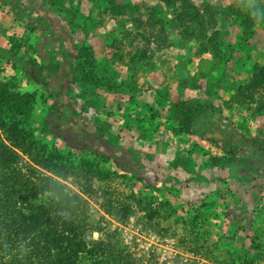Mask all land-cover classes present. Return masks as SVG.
<instances>
[{
  "label": "rangeland",
  "instance_id": "obj_1",
  "mask_svg": "<svg viewBox=\"0 0 264 264\" xmlns=\"http://www.w3.org/2000/svg\"><path fill=\"white\" fill-rule=\"evenodd\" d=\"M63 1L70 2L67 11L56 5L50 10L65 27L59 34L67 33L72 45V58L61 70L48 68L50 77L41 80L29 65L39 60L31 46L41 36H14L21 46L4 51L11 36L0 31V46L2 79L14 75L21 91L34 96L27 127L36 141L83 171L97 163L103 167L90 174L87 194L70 179L68 187L88 200L89 213L104 229L118 230L136 264H264V235L258 237L264 223L258 214L264 217V157L257 153L264 140V81L257 82L253 72L264 67V23L257 20L239 45L243 32L230 7L239 9L243 0H113L121 4L117 10L105 4L109 0L94 5L80 0L78 6V0ZM252 1L245 0L247 11ZM0 8L2 14L6 7ZM81 42L92 48L99 76L114 86L126 84L72 83ZM142 51L148 58L135 60ZM133 81L135 91L128 85ZM179 99L209 102L193 130L208 132L212 141L180 132L167 118L169 103ZM236 128L243 132L236 134ZM223 146L242 151L238 169L206 168L209 155ZM108 196L128 205L125 220L105 213ZM100 236L105 237L92 232V238ZM250 237L261 246L249 248Z\"/></svg>",
  "mask_w": 264,
  "mask_h": 264
},
{
  "label": "trees",
  "instance_id": "obj_2",
  "mask_svg": "<svg viewBox=\"0 0 264 264\" xmlns=\"http://www.w3.org/2000/svg\"><path fill=\"white\" fill-rule=\"evenodd\" d=\"M90 1L94 5L101 4L105 0ZM65 2L52 0V4L61 6L67 11L70 2L68 5ZM244 2L245 0L240 2L239 9L235 5L230 7L237 12L236 21L238 20V26L243 32V35H237L236 44L239 45L240 42H246L244 36L255 28L258 24L257 20L264 23V0H253L250 11H247V4L245 5ZM76 4L78 6L80 0ZM105 4L114 10H117L119 5L121 7V4L113 0ZM77 11L78 7L74 9V14ZM249 13L251 16L246 17ZM176 20L181 24L180 16ZM154 23L155 21H152V24ZM46 37L43 35L42 41ZM165 38L167 37L164 36L163 39ZM18 41L14 36L9 37L8 43L11 45L5 49L7 44L4 42V51L15 52L16 46L18 48L21 46ZM42 41L31 46L39 60L33 58L28 63L35 69L38 77L45 79L44 77H50V72L45 73L46 69L52 71L59 67L55 68L56 66L51 64L56 52L43 51ZM230 48L233 51L235 46L232 45ZM1 50L3 48L0 46V264H136V259L127 250L118 230L104 229L99 221H95L89 213L88 200L79 191L68 187L66 183L70 179L72 184L81 186L87 194L91 188L90 174L102 172L103 167L101 168L97 163L91 165L89 170L88 165L87 171H83L78 165L73 167L68 159L57 155L52 147L36 141L33 132L27 127L32 104L35 101L34 96L21 91L20 82L14 75L2 79L4 69L1 64L3 58ZM144 51L138 53L135 60L147 59L149 55ZM48 56H50V64L47 62ZM93 57L90 46L85 45L84 42L76 45L73 62L77 76L73 77L72 83L79 80L83 84L91 83L109 88L115 86L120 88L126 84L116 83L117 85L114 86L107 77L99 76L92 67ZM253 72L257 82L264 81V67L254 69ZM128 85L133 91L137 89L134 81ZM209 107L208 101L200 102L198 99L171 101L167 118L177 122L180 132L197 133L201 138L212 141L208 132L206 136H202L198 131L193 130L200 118L209 111ZM222 151L223 155L210 154L205 165L233 166L235 160L233 152L228 151L224 146ZM150 187L156 189L149 185ZM150 202L147 203L146 208L152 216L154 210ZM209 204L213 205V203ZM126 205L123 201L114 202L108 196L103 210L111 218L123 221L130 215ZM183 211L189 213L186 209ZM259 213L261 218H264L260 210ZM204 214L205 212H201L200 217H204ZM258 227L261 228L258 237H262L264 223ZM92 232L104 234L105 237L94 239ZM231 239L233 242L237 239V235L232 236ZM250 240L249 248L257 249L261 246L252 237ZM239 257L247 260L245 256L239 255ZM254 258H251L250 262H253Z\"/></svg>",
  "mask_w": 264,
  "mask_h": 264
},
{
  "label": "crops",
  "instance_id": "obj_3",
  "mask_svg": "<svg viewBox=\"0 0 264 264\" xmlns=\"http://www.w3.org/2000/svg\"><path fill=\"white\" fill-rule=\"evenodd\" d=\"M0 7H6L5 9L6 11L4 10V12L0 14V22H2L0 23V31L2 32L4 31L5 34L7 35L17 36V37L27 36L30 38L34 36L42 37L43 35H45L47 37L45 40L43 39L41 43L43 51H47L50 53V51L53 50L56 52V57L54 61L51 62V64H54L56 66L55 68L59 67L60 69L61 67H63V64L66 65V63L70 61V59L72 58V51H71L72 45L70 44V40L67 41V39L64 38L65 36H67V33H65L64 35H60L58 32L59 29L63 30L64 32L65 27L62 26V23L57 21L58 19L56 18V16L50 15V10L53 7H56L54 4H52V0H0ZM4 22H6V24H4ZM2 32L0 33V35L4 33ZM60 36H63V38H61ZM0 40H3L2 37L0 38ZM66 52L68 53L67 58L64 59L63 57ZM48 57L49 58L47 62L50 64L49 61L50 56ZM52 72L56 73L55 70H52ZM41 78L42 77H40V79ZM236 130H239L238 132L236 131V134L237 133L240 134L243 132L241 129L238 128H236ZM259 143L260 146L257 153L258 155L262 153L261 156L264 157V140H261ZM210 146L212 145L210 144ZM231 151L234 154L235 160L233 166H231L230 168L232 169V167L236 166L238 169L237 162L240 159V157H243V155L241 154L242 151H236V150H231ZM223 153L224 152L220 149L217 150L216 153L214 154L223 155ZM261 160L262 161L260 163V166H263L264 169V160L263 159ZM205 167L210 168L211 170L215 168V167H208L206 165ZM229 173L230 175L232 174L231 176L233 177V173L231 170L229 171ZM235 174L238 175L239 173L235 172ZM198 176L199 177L197 179L200 182L201 180L200 175ZM224 185L226 186V188H228L227 183ZM216 188L217 187L215 186V190ZM217 190L220 189L217 188ZM221 193H224V195L228 194L232 196V194H229L226 191H223L222 189H221ZM233 196L234 198H237V200H234L235 202L239 203V201H241L238 199V197L235 194H233ZM240 204L241 206L243 205L242 201L240 202ZM246 204L248 207H251L253 203L252 204L246 203ZM255 206L256 207L261 206V204H259L258 201H256Z\"/></svg>",
  "mask_w": 264,
  "mask_h": 264
}]
</instances>
